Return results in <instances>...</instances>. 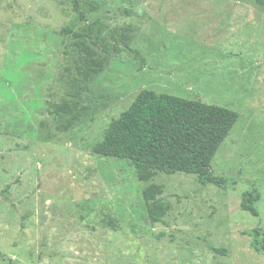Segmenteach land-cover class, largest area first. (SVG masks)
<instances>
[{
    "label": "rangeland",
    "instance_id": "obj_1",
    "mask_svg": "<svg viewBox=\"0 0 264 264\" xmlns=\"http://www.w3.org/2000/svg\"><path fill=\"white\" fill-rule=\"evenodd\" d=\"M224 13L234 26H217ZM79 41L101 71L78 73ZM142 90L238 114L210 167L224 188L183 173L140 181L130 161L94 153ZM65 101L71 114H55ZM256 228L264 0H0V264H264L244 235Z\"/></svg>",
    "mask_w": 264,
    "mask_h": 264
},
{
    "label": "trees",
    "instance_id": "obj_2",
    "mask_svg": "<svg viewBox=\"0 0 264 264\" xmlns=\"http://www.w3.org/2000/svg\"><path fill=\"white\" fill-rule=\"evenodd\" d=\"M63 33L69 34L71 30H63ZM73 35L77 39L86 38L82 33L74 32ZM83 43H76L84 53L83 67L77 70L87 77L90 65L101 71L104 62H96L91 57V49ZM91 71L94 73L95 70ZM71 112L67 101L54 109L57 115ZM238 117L237 113L222 107L142 90L130 106L111 122L93 151L100 157L130 161L140 181H149L155 173H183L194 175L200 185L212 184L224 188L227 180L212 175L210 167ZM71 126V123L66 124L64 131ZM160 194V189L154 185L145 188L142 193L144 201L150 203L148 209L152 223L160 221L151 211V205ZM256 199L257 196L252 193H245L240 208L256 216L253 207ZM244 235L251 238L252 250H264V232L256 228Z\"/></svg>",
    "mask_w": 264,
    "mask_h": 264
},
{
    "label": "crops",
    "instance_id": "obj_3",
    "mask_svg": "<svg viewBox=\"0 0 264 264\" xmlns=\"http://www.w3.org/2000/svg\"><path fill=\"white\" fill-rule=\"evenodd\" d=\"M238 13H224V14H220L221 16H219V18L221 19V22L219 25H217L218 27H232L234 26V23L231 21L234 19V15H236ZM211 27V26H209ZM212 28V27H211Z\"/></svg>",
    "mask_w": 264,
    "mask_h": 264
}]
</instances>
